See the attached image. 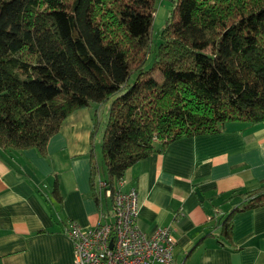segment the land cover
Masks as SVG:
<instances>
[{
    "label": "trees",
    "instance_id": "trees-1",
    "mask_svg": "<svg viewBox=\"0 0 264 264\" xmlns=\"http://www.w3.org/2000/svg\"><path fill=\"white\" fill-rule=\"evenodd\" d=\"M171 3L152 47L155 0H0V149L45 157L68 115L109 102L104 128L94 112L91 130L101 208L128 168L172 141L263 122L264 0ZM238 195L215 235L228 242L233 218L264 206V183Z\"/></svg>",
    "mask_w": 264,
    "mask_h": 264
},
{
    "label": "crops",
    "instance_id": "crops-1",
    "mask_svg": "<svg viewBox=\"0 0 264 264\" xmlns=\"http://www.w3.org/2000/svg\"><path fill=\"white\" fill-rule=\"evenodd\" d=\"M94 112L95 106L68 115L45 157L35 149H0V264H73L64 227L111 220V199L98 207L90 185L91 153L95 180L103 182L100 136L90 152ZM261 183L264 121L176 139L128 168L119 187L138 193L139 229L171 230L173 264H264V206L233 218L231 242L215 236L221 216L242 201L237 192Z\"/></svg>",
    "mask_w": 264,
    "mask_h": 264
},
{
    "label": "built area",
    "instance_id": "built-area-1",
    "mask_svg": "<svg viewBox=\"0 0 264 264\" xmlns=\"http://www.w3.org/2000/svg\"><path fill=\"white\" fill-rule=\"evenodd\" d=\"M118 179L114 189H106L111 198V220L83 228L75 223L63 233L74 247L73 264H173L174 240L168 227L146 234L137 226L138 193L122 190ZM100 182V186H104Z\"/></svg>",
    "mask_w": 264,
    "mask_h": 264
},
{
    "label": "rangeland",
    "instance_id": "rangeland-1",
    "mask_svg": "<svg viewBox=\"0 0 264 264\" xmlns=\"http://www.w3.org/2000/svg\"><path fill=\"white\" fill-rule=\"evenodd\" d=\"M171 5H172L171 0H155V13L152 22V42H153L152 47H154L155 44H157L159 41L158 34L165 25L169 10L171 9ZM152 55L153 53L149 55V60L144 66V69H147L151 66ZM108 107H109V102L95 105V109L98 110L97 119L99 122L100 129L104 128V125L106 123L108 116ZM100 134L101 133L98 131L96 134L97 138H99Z\"/></svg>",
    "mask_w": 264,
    "mask_h": 264
}]
</instances>
